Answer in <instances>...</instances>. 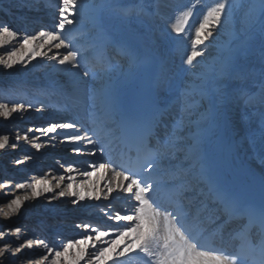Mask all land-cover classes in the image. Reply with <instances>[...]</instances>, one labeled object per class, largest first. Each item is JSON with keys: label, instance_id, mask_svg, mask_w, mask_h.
Returning <instances> with one entry per match:
<instances>
[{"label": "snow or ice", "instance_id": "obj_1", "mask_svg": "<svg viewBox=\"0 0 264 264\" xmlns=\"http://www.w3.org/2000/svg\"><path fill=\"white\" fill-rule=\"evenodd\" d=\"M237 4L238 0H215L207 8L202 21L195 28L191 51L183 61L187 66L183 72L191 78L181 81L166 68H157L152 81L151 108L140 115L124 116L120 112L115 91L111 87L112 76L121 72L119 63L105 58L95 42L79 45L65 36L67 27L75 23L74 17L77 15L91 12L93 22L102 30L103 12L106 9L111 8L127 16L132 11L130 8H121L114 2L90 4L88 0H60L53 30L24 34L19 40V47L7 51L6 57L0 56V65L5 70H11L18 64L27 67L32 60L42 56L55 61L61 71L83 69L84 77L101 81L106 119L103 135L98 129L86 128L75 121L53 122L47 127L35 129L40 133L35 140L41 137L47 139L43 143H32V147L39 151L46 147L67 145L71 146L69 151L76 156L108 157L98 163H89L90 170L87 171L72 164L61 165L68 175L53 177L57 179L54 185L43 178L18 183L17 189L29 191L7 202L8 211L3 215L11 217L19 214L25 201L41 197L48 205L62 198H70L73 207L86 199L109 200L115 198L114 194H122L129 202V208L123 212L105 213L109 220L126 222L117 223L114 231L78 223L76 228L84 229L87 233L80 239L62 243L59 248L44 239H26L16 247L6 241L0 246V258L8 264H108L109 261L112 264H264V176L259 182V207L244 198H254L257 195L255 191L237 194L229 190L224 179L225 156L237 158L241 151H250L253 164L264 171V110L258 113L252 111L256 109V104L252 103L254 98L243 89L229 91L228 84V81L240 77L237 61L253 53L256 39L259 40V54L264 61V0H258L250 8L246 18V34L238 45H225L214 56L207 51L206 44L214 37V30L222 27L223 20L232 15ZM190 15L189 11H185L173 26L172 30L177 36L184 33ZM256 25H259L258 34ZM19 35L6 24H0V47L17 41ZM108 43L116 44L120 53L127 58L129 76L140 70H150V58L126 44L115 41ZM46 48L48 51L52 48L67 51L63 54L57 51L49 56L44 51ZM197 67L201 70L193 71ZM261 75L264 77V72ZM106 78L107 83H104ZM240 102L245 107L243 113L237 115L232 106ZM258 104L264 109V81L260 85ZM33 107L23 103L12 106L0 103V117L8 119L14 113H23ZM35 110L39 112L44 109ZM257 114L258 130L245 132L242 122ZM157 129L163 130L162 135L157 133ZM21 139L29 141L28 135L16 137L17 141ZM113 143L128 149L119 160L112 156ZM8 145L9 136L0 135V150ZM11 147L15 148L16 144L13 143ZM133 151L135 158L130 155ZM179 153L184 154L190 167H169ZM28 159L31 157L26 156L16 163L23 164ZM76 174L89 179L77 184ZM98 174L108 177L103 190L90 179ZM66 180L68 182L65 184ZM8 187L9 183L0 184V188ZM162 188L172 192L167 205L156 198ZM49 193L52 195H45ZM185 193L191 195L186 196ZM196 201L199 207H195ZM210 205H217L218 208ZM218 210L227 217L224 224L244 216L256 232L249 234L246 227L239 234L238 247H209L188 221L190 214L197 222H200L203 213H208V219L218 218ZM8 231H13L19 237L22 229L16 227L0 231V239H4ZM109 236L115 238L102 239ZM34 245L42 246L45 252L35 257L24 252L25 248L32 249ZM73 249L74 253L71 251Z\"/></svg>", "mask_w": 264, "mask_h": 264}, {"label": "bare ground", "instance_id": "obj_2", "mask_svg": "<svg viewBox=\"0 0 264 264\" xmlns=\"http://www.w3.org/2000/svg\"><path fill=\"white\" fill-rule=\"evenodd\" d=\"M3 1H4V4L5 5H11L13 8H16L18 10H22L20 12V14H26L27 11H28L27 8L29 7L30 10L32 9V13L31 14H35L34 15L35 17L32 16L31 18H29V20H31V19H34L35 21H39L40 20L38 18V15L39 14H36V10L33 7H31L32 4L30 3V0H3ZM31 1H33V0H31ZM89 1L90 0H88V2ZM51 2L52 3H55L56 2L55 5H57V6H59V3H60V2H57V0H51ZM0 5H3V4L0 2ZM25 7H26V9H25ZM31 14L29 13L28 15L30 16ZM42 15H45V14H42ZM91 17H92V13L91 12H86L85 15H83V16H79V15L75 16L74 17V21L75 20L76 21H80V20H83V19H89ZM52 23H53V21L51 20L48 24L50 25ZM78 25L79 24H75L74 23L72 25V28H69L70 26H68V28L66 29V31H70L72 29H75V26L77 27ZM36 27H39V24H37ZM257 29H258V27L255 26V30H257ZM117 32L121 33L120 30H117ZM19 33H20V35H24L21 32H19ZM245 34L246 33L244 31L243 33H241L240 36H238V35L235 34V32H232V30H229L225 26H223L222 29L219 28L216 31L215 41H214V47L215 48H218V50L221 51V50H223V48H224L225 45H228V46H236V45L239 44V42L241 41V39L244 38ZM20 35L18 36V40L17 41H13L11 44H5L3 47H0V55L3 56L4 52H7V51L11 50L13 47H19V40L22 38V36H20ZM157 38L159 40L163 41L162 40V37L160 35H158ZM258 42L259 41H257V43H253V48L255 46H257ZM206 43H208V41H206ZM160 45H161V47H158V50L160 52L166 51V47L165 48H162L163 47L162 42H160ZM257 49H258V46H257ZM44 51H47L49 56L51 54H53L54 52L57 53V49H55V48H52L51 51H48V49L46 48ZM258 51L259 50H255L254 51V52H256L255 54H257ZM65 52H66V50H65ZM256 56L257 55H254L252 57H245V56L244 57H240L238 59V61H237L238 66L239 67H243L244 65H247L248 63H251L252 61H254V59H255ZM25 59L27 60L28 58L26 57ZM50 62H52V61H50ZM19 67H22L23 74L24 75H28V73H30V75L33 77L32 79H34L33 81L40 80V79H38L39 78L38 76H46L47 77V86H46V88H48V86L52 85V88H54L55 90L54 91H51L49 88L48 89L51 92L55 93L57 96H59L60 94L64 93V92L59 93L60 91H65L69 87H70V90L71 89H74L73 91L71 90L72 92H70V90H69V93H70V95L72 97H75L74 94H76V93L78 94V92L82 93L83 95H80L79 94L81 97L78 96V99L82 98V101L85 104H87L89 101H91L94 95L100 94L101 91L103 90L101 81H97V80L92 81L93 79L90 80L92 82L89 84V87L83 88V86H84L83 83L86 80L83 79V76L76 69H69V70H66V71H61L60 69H57V70L54 69L52 71V73H50V74L49 73H46V71H47V69L49 67V64L47 63V59L43 58L42 56L41 57H37L35 60H32V62L29 63L27 65V67H24L23 65H19L18 64L13 69H17V68L19 69ZM0 68H3V66L0 65ZM42 70H44V71H42ZM117 77H118V75L116 74V75L112 76L111 80H115V78H117ZM30 81H32V80H30ZM104 83H107V81L105 80ZM4 84H6V82H4ZM93 85H95L96 88H97V89H95V91H93L94 89L93 90H90V88H92ZM74 86L75 87L78 86L79 89L76 90L75 88H71V87H74ZM88 88H89L90 91L88 90ZM49 90H45L44 94L45 93H48L49 94L50 93ZM36 92L37 93H40L39 90H36ZM77 94H76V96H77ZM50 96H52V94ZM83 96H84V98H83ZM24 100H25V102H27L30 99H24ZM97 100H98V97L96 96L95 97V101H97ZM95 101H93L92 103H96ZM7 102L8 103H12L13 101L11 99H8ZM94 106H99V103L94 104ZM232 107H233V110H235L234 105ZM31 113H33V112L30 109V110H27L26 114L25 113H14L12 115V117H10L8 119H5L3 117H0V126L9 128V127L13 126L14 123H17L18 121H23V122H28L29 123V122L32 121V119L29 118V116L31 115ZM37 115H38V117H40V116L42 117L43 116L41 118V120L44 118V121L45 122L50 117L49 114H45V113H43L41 111H39L37 113ZM56 116H58V115H56ZM65 119H64V121H65ZM38 120H40V119H38ZM62 121L63 120H61V121L56 120L55 122H62ZM51 122H53V121L51 120ZM44 123H43V125L41 127L38 126L37 128L47 127V125L44 124ZM29 135H32L33 138H35L37 136H40V133L39 132H36L35 129H33V131H30V134L28 133V136ZM46 139H47L46 137H41L40 140H35V139H33V140H35V141L44 140L45 141ZM13 142L16 143V144H18L19 146L16 147L11 152L6 151L5 149L0 150V157H5L6 155H10V154H11L10 155V158L17 159L19 157L20 150L21 149H25V148L23 146L22 147L20 146V143H19L20 141H17L16 138L15 139H12V140H9V144L10 143H13ZM64 147L65 148L66 147L67 148H70L71 146H67V145L66 146H59L58 145V146H56L54 148L53 147H46L45 150H42L39 153L37 152L36 155H34L33 157L35 159V158H38V156H40L41 153H45L50 158H53V157H55V155H57L59 153L60 154L65 153L67 148L66 149H62ZM16 149H19V150L16 152ZM55 149H58V150H55ZM73 157L76 158L75 159L76 161H78L79 158H81L82 159V162H84L85 159L89 160L87 162H90V163H92V162H97V163L98 162H101V159H100V156L99 155H97L95 157H93V156H87V155H84V156H76V155L74 156L73 155ZM46 160H48V159H46ZM250 160L252 161V158H250ZM74 166H76V165H74ZM17 168H18V170H20V172H25V171H28L29 172V171H32V169L29 167V165L27 163H24L23 165L18 164L17 165ZM35 171H36V173L38 172L37 170H35ZM0 173H1V170H0ZM56 174H58V176H60V175L67 176L68 175L65 172V169H62V170H60L59 173L56 172V173H54V174H52L50 176H53V175H56ZM9 176H11V174H7V173H4V172L1 173L0 174V184L3 183V181H2L3 178L2 177H9ZM87 179H89V178L84 177V181H86ZM90 179L93 181V183L95 185H97L101 190H103V188H104V181L107 180L108 177L105 176L104 174H98L96 176L91 177ZM47 180H50L53 185L57 182V179H54L52 177H48ZM76 182H77V184L81 183V182H78V181H76ZM3 189H4V191H3L4 196L11 195L12 194L11 192H13L11 190H14L15 193H19L20 192L21 194L19 196L25 195L26 194V191H27V189H17L16 187H14L13 189H12V187L3 188ZM45 195H49L50 196L52 194L49 193V194H45ZM85 195L87 196V192H85ZM114 196H115V198H111L109 200H104L103 198L101 200H99V201H96L94 199H92V200L86 199L85 201L81 202V204H79V205H77L75 207H73L72 204L70 203V198H62L61 200H57L58 205H57V207L52 212L51 211H47V212H48V214L49 213L50 214L51 213L53 214V213H59L60 212V215L62 217V215L64 214V212L67 213V210H65V208H70V211L72 213H74V214L76 213L75 211H77V212H86V213L87 212L88 213H91L93 211V213H96V214L100 213L99 214V217L105 220L106 217L103 214V212H101V209L106 206L104 204V202H108V201L116 200V199L119 200V199H121L122 194H114ZM43 200H44V198L41 197L38 200L25 201L24 206L22 207L21 212L19 214H14L11 217H5L3 215V212L8 211V209L6 207V203L7 202L6 203L3 202L4 201V197H1L0 196V208L3 209V207L5 206L4 207V210H2V212L0 214L1 217H2L1 220L5 221V225H13V226H15V228L16 227H20L23 232H25L26 229L28 230V232H25L24 236L21 235L19 237H17L16 234L13 231H11V234H12L11 236L12 237L10 239H8V240L3 241V242H6L7 241L8 243H11L13 247H16V246L20 245L21 243H23L26 239H33V238H35L33 236L34 235L33 231H35V230H32V227L30 225L26 224L27 222L26 223H23L22 220L27 215H32L33 218H41L43 215H45L46 212L43 211L42 208L41 209L33 208L34 205H35V203H37V204L40 203L41 204V202ZM29 205H31V206H29ZM28 206H29V208H28ZM99 217H98V219H99ZM19 220L22 221V222H18ZM104 225L105 224H103V226ZM111 228H113V227H111ZM31 230H32V232H31ZM76 233H77V235H81L82 237L87 234L84 229H80V228L77 229V232ZM112 238L113 237L109 236V237H103L102 239H112ZM38 251H39L38 253H44L45 252V249H43L42 246H39V250ZM24 252L27 253V254H29L30 256L36 255V253H34V254L28 253L29 251H27L26 249H24ZM12 259H15V258H12ZM0 264H8V262L2 260V261H0Z\"/></svg>", "mask_w": 264, "mask_h": 264}, {"label": "rangeland", "instance_id": "obj_3", "mask_svg": "<svg viewBox=\"0 0 264 264\" xmlns=\"http://www.w3.org/2000/svg\"><path fill=\"white\" fill-rule=\"evenodd\" d=\"M0 2L2 3V4H4V1L3 0H0ZM239 3H241L242 4V7L240 8V10L239 11H236L237 12V15H236V18H235V24H234V26H231V28H229L228 27V29L229 30H232V32H235V34L236 35H238V36H240L241 35V33H243L244 31H245V29L247 28V24H246V18H247V15H248V13H249V10H250V8L254 5V4H257L258 3V0H238V4ZM225 20H223V22H224ZM225 23L226 22H224L223 24L225 25ZM228 26V25H227ZM230 26V25H229ZM257 27H258V29L256 30V32H257V34H258V31H259V25H256ZM37 28H39V27H37ZM68 28V27H67ZM69 28H72V26H70ZM223 28V27H222ZM215 35H216V33H214V37H213V39H212V43H214V41H215ZM20 36H23V35H20ZM211 40V39H210ZM257 41H259L258 39H256L255 41H254V43H257ZM257 46H259V42H258V44H257ZM216 49V51L218 52V54L222 51H220V50H218V48H215ZM65 50L66 49H60L59 50V52L61 53V54H63L64 52H65ZM58 51V50H57ZM208 52H210V53H212V55H215L216 53H215V50L213 49V48H208V50H207ZM259 52V51H258ZM54 54H56V52H54L53 54H51V55H54ZM207 54V53H206ZM50 55V56H51ZM0 56H2V55H0ZM3 56H5L6 57V52H4V54H3ZM45 59H47V58H45ZM198 59H202V58H198ZM254 62V61H253ZM263 62V61H262ZM47 63L49 64V67H48V69H47V71H46V73H52V71L54 70V69H60V66L59 65H57L56 64V62L55 61H52V62H50L48 59H47ZM258 64V63H257ZM261 64H260V62H259V65L258 66H260ZM45 70V69H44ZM44 70H42V71H44ZM76 70H78V72L80 73V70L79 69H76ZM199 70H201L199 67H197V68H194L193 69V71H199ZM81 74V73H80ZM29 76H31L30 75V73H28V75H24L23 74V69H22V67H19V69L17 68V69H11V70H5L4 68H0V82H2V83H4V82H6V83H8V82H10L11 80H13V83H9L8 85H6L5 86V90L3 91V93H6V91L8 92V93H12L13 95H12V98L14 99V100H17V93H15V92H17V91H21V89L23 90V88H22V85H19V81H18V79H25V81L26 80H29L30 78H29ZM39 78L38 79H40V80H37V81H33L34 79H32V82H42V83H40V85L39 86H42V84H44V85H46L47 86V77L46 76H38ZM41 77V78H40ZM33 78V77H32ZM44 78V79H43ZM92 81H94V80H92ZM92 81H89L88 82V85L92 82ZM17 82H19V83H17ZM1 85V84H0ZM4 85V84H3ZM82 85V84H81ZM84 85V86H83ZM83 88H85V87H88V86H86V83L84 82L83 83ZM45 86V87H46ZM1 87V86H0ZM71 88H75L76 90H78L79 88H78V86L77 87H71ZM69 90H70V87L68 88V89H66L65 91H60L59 93H61V92H64V93H69ZM72 91L74 90V89H71ZM70 90V92H72ZM21 94H28L27 96H33V92L32 91H23V92H21ZM39 94V93H38ZM70 94V93H69ZM77 94V93H76ZM76 94H74L75 95V97L76 98H78V96H80V95H83L82 93H80V92H78V94H77V96H76ZM80 94V95H79ZM81 97V96H80ZM36 98H37V100H41V102H47V100H46V98L47 97H43V96H40V95H38V96H36ZM83 98H84V96H83ZM81 100H82V98H80ZM27 102H34L33 100H28ZM13 104H16V103H12V104H9V106H12ZM33 105V104H32ZM43 108L44 110L43 111H41V112H43V113H45V114H49V118H48V120L45 122L44 121V118L41 120V118L43 117H38V115H37V113H38V111H36L35 109L36 108ZM53 109H51V108H49V107H47V106H45V104H42V103H38L37 102V105H35V107L34 108H32V112L33 113H31V115L29 116V118H31L32 119V121L31 122H23V121H18L17 123H14L13 124V126H11V127H9V128H6V127H3V126H0V135H8L9 136V140H12V139H15L17 136H24V135H28V133L30 134V131H29V129H36L38 126L39 127H41L42 125H43V123L44 124H46L47 126L50 124V123H52L51 122V120H53L54 118L56 119V120H63L64 121V119L65 118H62L61 116H56V115H53V113H50V111H52ZM27 112V111H26ZM26 112L24 111L23 113H25L26 114ZM37 112V113H36ZM28 117V116H27ZM61 117V118H60ZM38 119H40V120H38ZM55 120V121H56ZM27 124V125H26ZM8 131H7V130ZM11 129V130H10ZM29 137V141H24L23 139H21V140H18V141H20L19 143H20V146L22 147H24L25 149H21L20 150V154H19V157L17 158V159H14V158H10V155H6L5 157H0V170H1V173H7V174H11V176H9V177H2L3 178V183H9V187H12V189L14 188V187H16V185L18 184V183H30V182H32L34 179H41V178H43V179H47L48 177H59L58 176V174H56V175H53V176H50V175H52V174H54V173H59L60 172V170H62V169H64V167H61V165H64V166H67V165H69V164H72L74 161H75V159L76 158H74L73 157V153H71L70 151H69V148H62V149H66V152L65 153H63V154H57V155H55V157H53V158H50L47 154H45V153H41V155L40 156H38V158H35L34 159V155H36V153L38 152H41L42 150H45V148H42L41 150H39V151H37L35 148H33L32 147V143H43L44 142V140H41V141H35V140H33L34 138H33V136L32 135H29L28 136ZM14 143V142H13ZM13 143H10L6 148H5V150L6 151H9V152H11L12 150H14L16 147H18L19 145L18 144H16V147L15 148H13V147H11V145L13 144ZM61 149V150H62ZM19 149H16V152L18 151ZM55 150H58V149H55ZM31 157V159H28V160H26L24 163H27L28 165H29V167L32 169V171H25V172H20V170H18V168H17V163H16V161L17 160H20V159H23L24 157ZM60 156V157H59ZM75 156V155H74ZM46 159H48V160H46ZM87 161H89V160H87V159H85L84 160V162H81L82 164L80 165V166H78V165H76V166H78L81 170H83V171H87V170H90V169H88V164L90 163V162H87ZM23 163V164H24ZM23 164H21V165H23ZM72 165H74V164H72ZM84 166V167H83ZM86 167H87V169H86ZM35 170H37L38 172L36 173V171ZM0 173V174H1ZM49 173H51V174H49ZM76 181H78V182H84V176H82V175H80V174H76ZM68 181L66 180L65 181V184L67 183ZM2 183V184H3ZM3 191H4V189L3 188H0V196L1 197H4V201L3 202H8V201H10L12 198H14L15 196H19L21 193L19 192V193H15L14 192V190H11V191H13V192H11L12 194L11 195H6V196H4V194H3ZM29 190H27L26 191V193L28 192ZM7 193V192H6ZM15 194V195H14ZM57 205H58V202L57 201H54L51 205H48L47 204V202L45 201V200H43L42 202H41V204L40 203H35V205H34V207L33 208H37V209H41L42 208V210L43 211H45L46 213H45V215L46 214H48V212L47 211H53L56 207H57ZM29 206H31V205H29ZM29 206H28V208H29ZM5 207V206H4ZM4 207H3V209L2 208H0V209H2V210H4ZM31 208V207H30ZM65 210H67V211H70V208H65ZM1 212L2 211H0V214H1ZM76 213H77V211H75ZM50 214V213H49ZM58 214H60V212L59 213H51V215H50V217L49 218H53V219H56L57 218V216H58ZM66 214V212H64V214L63 215H65ZM45 215H43V216H45ZM62 215V216H63ZM41 217V218H33V216L32 215H27V216H25L24 217V219L22 220L23 221V223H26V224H28V225H30L31 227H32V230H35V226H33V225H31L32 224V222L31 221H42L43 219H44V217ZM1 215H0V231H3V230H6V229H14L15 228V226H13V225H5V221H3V220H1ZM99 219H102V218H100L99 217ZM29 220V221H28ZM102 220H104V219H102ZM22 221H18V222H22ZM63 222H61V223H63L64 225H65V229H63L62 231H61V235H68L69 236V239L68 240H66V241H64V240H62L61 238H55L53 235H52V238L53 239H50V241H49V244L50 245H52V246H54V247H57V248H59L61 245H62V243H65V242H67V241H69V240H75V239H80V238H82V236L80 235H77V229L78 228H76V226H70L68 223H69V221H67V220H62ZM75 221V223H77V222H79V220L77 221V220H74ZM30 222V223H29ZM113 222H114V220H113ZM4 223V224H3ZM114 225H116V224H114ZM26 226V225H25ZM53 226H55V225H53ZM25 228V227H24ZM23 228V229H24ZM114 228V227H113ZM47 229V228H46ZM81 229V228H80ZM32 230H31V232H32ZM26 231V230H25ZM58 231H60V230H58ZM110 231V230H109ZM10 232V233H9ZM22 232V231H21ZM34 232V231H33ZM111 232V231H110ZM24 234H25V232H23ZM24 234H23V236H24ZM35 234V233H34ZM12 234H11V231H8L7 232V235L5 236V238L4 239H0V246H2L5 242H3V241H5V240H8V239H10L12 236H11ZM59 236H60V232H59V234H58ZM20 236H21V233H20ZM34 236V235H33ZM34 239V238H33ZM39 246H38V249L37 250H35L33 253L32 252H28V253H31V254H34V253H36V255H33V257H35V256H38L40 253H38L39 251ZM90 251L92 250V249H89ZM73 253L75 252V249H73V250H71ZM14 258V257H13ZM3 259L1 258L0 259V261H2ZM81 264H83V262H81ZM108 264H112V262L111 261H109L108 262Z\"/></svg>", "mask_w": 264, "mask_h": 264}]
</instances>
